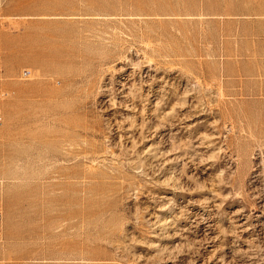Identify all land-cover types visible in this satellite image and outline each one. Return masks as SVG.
I'll return each instance as SVG.
<instances>
[{"label": "rangeland", "instance_id": "obj_1", "mask_svg": "<svg viewBox=\"0 0 264 264\" xmlns=\"http://www.w3.org/2000/svg\"><path fill=\"white\" fill-rule=\"evenodd\" d=\"M2 264H264V0H0Z\"/></svg>", "mask_w": 264, "mask_h": 264}, {"label": "crops", "instance_id": "obj_2", "mask_svg": "<svg viewBox=\"0 0 264 264\" xmlns=\"http://www.w3.org/2000/svg\"><path fill=\"white\" fill-rule=\"evenodd\" d=\"M0 212H1V219H0V223L2 222V210H1V208H0ZM0 238H1V227H0Z\"/></svg>", "mask_w": 264, "mask_h": 264}, {"label": "built area", "instance_id": "obj_3", "mask_svg": "<svg viewBox=\"0 0 264 264\" xmlns=\"http://www.w3.org/2000/svg\"><path fill=\"white\" fill-rule=\"evenodd\" d=\"M0 219H1V212H0ZM0 264H2V262L0 261Z\"/></svg>", "mask_w": 264, "mask_h": 264}]
</instances>
